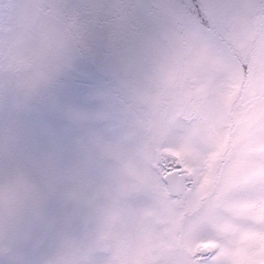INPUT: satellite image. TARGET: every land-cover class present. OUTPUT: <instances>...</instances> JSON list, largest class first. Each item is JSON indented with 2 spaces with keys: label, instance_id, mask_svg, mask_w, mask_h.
<instances>
[{
  "label": "snow or ice",
  "instance_id": "snow-or-ice-1",
  "mask_svg": "<svg viewBox=\"0 0 264 264\" xmlns=\"http://www.w3.org/2000/svg\"><path fill=\"white\" fill-rule=\"evenodd\" d=\"M0 264H264V0H0Z\"/></svg>",
  "mask_w": 264,
  "mask_h": 264
}]
</instances>
